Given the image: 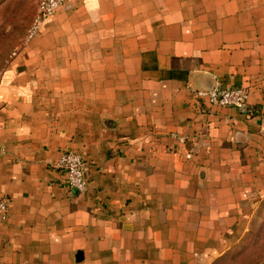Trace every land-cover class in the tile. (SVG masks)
<instances>
[{
  "label": "crops",
  "instance_id": "crops-1",
  "mask_svg": "<svg viewBox=\"0 0 264 264\" xmlns=\"http://www.w3.org/2000/svg\"><path fill=\"white\" fill-rule=\"evenodd\" d=\"M0 149V264H215L264 201V0L60 5L0 71Z\"/></svg>",
  "mask_w": 264,
  "mask_h": 264
},
{
  "label": "rangeland",
  "instance_id": "rangeland-1",
  "mask_svg": "<svg viewBox=\"0 0 264 264\" xmlns=\"http://www.w3.org/2000/svg\"><path fill=\"white\" fill-rule=\"evenodd\" d=\"M39 0H0V71L25 42ZM264 257V201L246 234L215 264H255Z\"/></svg>",
  "mask_w": 264,
  "mask_h": 264
},
{
  "label": "built area",
  "instance_id": "built-area-1",
  "mask_svg": "<svg viewBox=\"0 0 264 264\" xmlns=\"http://www.w3.org/2000/svg\"><path fill=\"white\" fill-rule=\"evenodd\" d=\"M70 0H39L36 15L27 32L25 42L29 41L38 31L43 21L51 16L62 4ZM199 97H207L209 102L215 105L232 106L240 111L247 108V91L241 86H229L220 89L214 86L207 90H198ZM1 152V149H0ZM57 166L61 168L67 176L68 185L79 192L88 189V181L85 178L86 163L82 154L67 150L60 156ZM8 211V200L0 194V220H5Z\"/></svg>",
  "mask_w": 264,
  "mask_h": 264
}]
</instances>
